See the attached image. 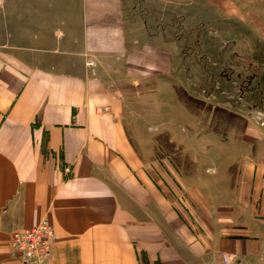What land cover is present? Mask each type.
<instances>
[{"label":"crops","instance_id":"obj_1","mask_svg":"<svg viewBox=\"0 0 264 264\" xmlns=\"http://www.w3.org/2000/svg\"><path fill=\"white\" fill-rule=\"evenodd\" d=\"M146 1L0 0V264H22L10 235L42 218L55 231L45 264H215L221 253L264 264V159L246 173V208L192 231L144 170L118 99L127 81L207 79L199 58L186 83L191 46L174 44L172 24L184 46L187 31L215 26L207 55L219 60L240 31L264 45V0ZM153 2L154 19L135 16Z\"/></svg>","mask_w":264,"mask_h":264},{"label":"rangeland","instance_id":"obj_2","mask_svg":"<svg viewBox=\"0 0 264 264\" xmlns=\"http://www.w3.org/2000/svg\"><path fill=\"white\" fill-rule=\"evenodd\" d=\"M144 8L136 10L135 16L142 21L149 14L154 19V2ZM241 14L242 19H250L245 11ZM258 19L264 22V15ZM172 28L178 48L191 46L190 58L184 56L187 64L191 63L186 83L196 82L200 66L194 60L199 58L208 74L204 83L195 89L185 88L182 83L186 78L178 71L169 76L166 88L160 89L164 82L156 77L145 84L124 82L123 96L118 99L130 142L144 170L184 223L200 233L215 227L218 216L230 214L233 206L246 208L249 167L264 159V45L247 31H240L227 42L229 55L219 60L207 55L213 53L209 44H215L220 35L215 26L201 24L187 31L185 46L178 23ZM147 30L154 32V25H148ZM215 63L221 66L217 68ZM200 75L204 80L202 72ZM224 76L232 82H226ZM152 92L154 96H147ZM185 111L192 120L182 119Z\"/></svg>","mask_w":264,"mask_h":264},{"label":"built area","instance_id":"obj_3","mask_svg":"<svg viewBox=\"0 0 264 264\" xmlns=\"http://www.w3.org/2000/svg\"><path fill=\"white\" fill-rule=\"evenodd\" d=\"M86 66H93L88 60ZM98 112H108V108L98 109ZM264 126V122H261ZM68 173V169L65 170ZM55 240V231L47 218H42L36 226L16 230L10 235L12 254L20 257L22 264H45ZM220 260L215 264H230L229 256L219 254Z\"/></svg>","mask_w":264,"mask_h":264}]
</instances>
